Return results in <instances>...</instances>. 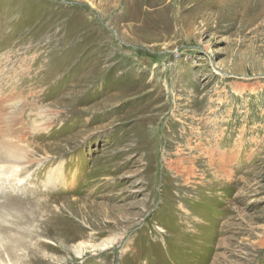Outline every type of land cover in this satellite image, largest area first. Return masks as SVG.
Listing matches in <instances>:
<instances>
[{
  "label": "rangeland",
  "instance_id": "rangeland-1",
  "mask_svg": "<svg viewBox=\"0 0 264 264\" xmlns=\"http://www.w3.org/2000/svg\"><path fill=\"white\" fill-rule=\"evenodd\" d=\"M0 149V264H264V0H0Z\"/></svg>",
  "mask_w": 264,
  "mask_h": 264
},
{
  "label": "bare ground",
  "instance_id": "bare-ground-1",
  "mask_svg": "<svg viewBox=\"0 0 264 264\" xmlns=\"http://www.w3.org/2000/svg\"><path fill=\"white\" fill-rule=\"evenodd\" d=\"M191 6V5H190ZM189 6V7H190ZM185 9V8H184ZM0 157H5V150H3V149H0ZM15 154V156L17 157V158H20V157H22L23 155H21L19 152H14ZM25 159V158H24ZM23 159V160H24ZM23 160H18V161H16V162H14V164L12 165V168L14 169V170H16V172L18 171L17 169H18V167L21 165V161H23ZM11 167V166H10ZM61 165L60 166H57V167H54V168H52L51 169V171H50V173L48 174V176H47V182L48 183H53V184H55L56 185V183H58V182H63V183H65L63 180H64V178L63 177H61L62 176V173H61ZM63 172V171H62ZM50 198V197H49ZM63 198V197H62ZM53 199H54V197H53ZM54 202V201H53ZM72 202V201H71ZM73 203V202H72ZM52 206V205H51ZM45 207V206H44ZM84 210V209H83ZM85 211V210H84ZM101 214V213H100ZM4 237V236H3ZM4 239V238H3ZM5 239H6V237H5ZM1 241H3V240H1V238H0V242ZM1 244V243H0ZM4 244V243H3ZM2 264H5L4 262H2Z\"/></svg>",
  "mask_w": 264,
  "mask_h": 264
}]
</instances>
